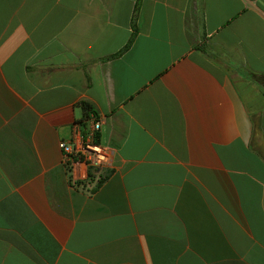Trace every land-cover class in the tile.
Instances as JSON below:
<instances>
[{"label":"crops","instance_id":"0c3cea01","mask_svg":"<svg viewBox=\"0 0 264 264\" xmlns=\"http://www.w3.org/2000/svg\"><path fill=\"white\" fill-rule=\"evenodd\" d=\"M253 74L264 0H0V264H264Z\"/></svg>","mask_w":264,"mask_h":264},{"label":"built area","instance_id":"2783aa9c","mask_svg":"<svg viewBox=\"0 0 264 264\" xmlns=\"http://www.w3.org/2000/svg\"><path fill=\"white\" fill-rule=\"evenodd\" d=\"M100 126V120L92 119L89 131L80 137L79 142L61 140L59 143L63 162L67 165V169L69 170L74 164L82 161L91 168L92 175L97 181L101 179L100 170L109 163V148L96 141ZM72 183L77 184L78 182L72 181Z\"/></svg>","mask_w":264,"mask_h":264},{"label":"trees","instance_id":"16d2710c","mask_svg":"<svg viewBox=\"0 0 264 264\" xmlns=\"http://www.w3.org/2000/svg\"><path fill=\"white\" fill-rule=\"evenodd\" d=\"M251 78L254 80V81H257L258 83H264V75H255L253 74L251 76ZM82 106H83V109L85 110V112L87 113V115L91 112H93L92 108L89 106V104L87 103H82Z\"/></svg>","mask_w":264,"mask_h":264}]
</instances>
